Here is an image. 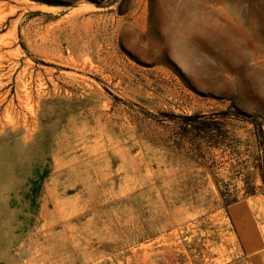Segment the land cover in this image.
Returning a JSON list of instances; mask_svg holds the SVG:
<instances>
[{
    "label": "rangeland",
    "instance_id": "1",
    "mask_svg": "<svg viewBox=\"0 0 264 264\" xmlns=\"http://www.w3.org/2000/svg\"><path fill=\"white\" fill-rule=\"evenodd\" d=\"M263 26L264 0H0V264H87L244 199L264 231Z\"/></svg>",
    "mask_w": 264,
    "mask_h": 264
},
{
    "label": "crops",
    "instance_id": "2",
    "mask_svg": "<svg viewBox=\"0 0 264 264\" xmlns=\"http://www.w3.org/2000/svg\"><path fill=\"white\" fill-rule=\"evenodd\" d=\"M87 264H264V231L238 200Z\"/></svg>",
    "mask_w": 264,
    "mask_h": 264
},
{
    "label": "bare ground",
    "instance_id": "3",
    "mask_svg": "<svg viewBox=\"0 0 264 264\" xmlns=\"http://www.w3.org/2000/svg\"><path fill=\"white\" fill-rule=\"evenodd\" d=\"M250 17V16H249ZM175 18V17H174ZM251 20V19H250ZM185 22V21H184ZM191 22V21H190ZM188 24V23H187ZM255 24V23H254ZM164 25V24H163ZM191 25V24H190ZM252 25V24H251ZM188 26H189V24H188ZM255 26H257V25H255ZM249 27H251V26H249ZM253 27V26H252ZM195 28V27H194ZM168 29H169V32H170V34L171 35H173V36H180V35H182V34H186V31H185V29H186V27L182 24H179L178 22H174L172 25H169L168 26ZM191 30V29H190ZM162 32V31H161ZM193 32V31H192ZM256 36H258V37H263L264 38V26L262 27V29L261 30H255V32H253ZM164 36H165V34H164ZM191 36V35H190ZM192 37V36H191ZM166 38V37H165ZM174 39V38H173ZM172 39V40H173ZM186 41V40H185ZM183 42V41H182ZM259 42V41H258ZM189 43V42H188ZM264 44V43H263ZM258 45V44H257ZM182 53H183V51H182ZM255 59H257V58H255ZM258 60V59H257ZM260 60V59H259ZM255 61V60H254ZM262 61V60H261ZM256 62V61H255ZM259 63H260V61H259ZM258 63V64H259ZM254 69V68H253ZM264 71V70H263ZM260 72V71H259ZM258 72V73H259ZM264 75V74H263ZM263 79H264V77H263ZM257 80V79H256Z\"/></svg>",
    "mask_w": 264,
    "mask_h": 264
}]
</instances>
